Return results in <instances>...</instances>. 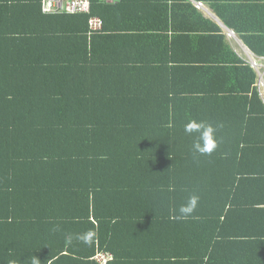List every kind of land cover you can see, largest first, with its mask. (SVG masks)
<instances>
[{
	"label": "trees",
	"instance_id": "16d2710c",
	"mask_svg": "<svg viewBox=\"0 0 264 264\" xmlns=\"http://www.w3.org/2000/svg\"><path fill=\"white\" fill-rule=\"evenodd\" d=\"M89 3L45 15L43 0H0V264H216L224 249L264 248L261 230L230 224L236 212L264 219L259 74L233 54L224 65L177 52L199 3L264 57V26L245 28L264 20V0ZM216 32L203 35L233 53ZM136 36L145 53H114ZM190 120L222 126L211 154L193 152ZM249 188L263 199L239 201ZM192 195L195 212L177 219Z\"/></svg>",
	"mask_w": 264,
	"mask_h": 264
},
{
	"label": "crops",
	"instance_id": "0c3cea01",
	"mask_svg": "<svg viewBox=\"0 0 264 264\" xmlns=\"http://www.w3.org/2000/svg\"><path fill=\"white\" fill-rule=\"evenodd\" d=\"M197 6V3H196ZM240 6V5H239ZM261 6H264L261 5ZM198 7V6H197ZM199 9V8H198ZM200 15L203 17V20H197L195 21L196 23L193 25L192 22L189 20H185V18L182 20L183 22L186 21V24H182V27L192 29V30H186L184 32L185 34H191V35H186L184 39H182L183 44L181 46H178L180 50H178V53H202L204 58L207 59H218V63H221L220 59L225 60L228 58L227 61H225V64H232V60L234 56L238 58L241 61L242 65H250L253 68L252 64V59L256 58H262L260 56L255 55L250 51V49L245 46L243 41L241 40L240 36L236 35L232 31H230L224 23L221 21V19L214 13V11L210 8L209 5H204L203 10H200ZM231 19V18H230ZM182 22V23H183ZM251 23L252 25L246 26L245 28H262L264 26V20L262 18H259L257 14H255V19L254 22H248ZM238 25V24H237ZM239 26V25H238ZM216 27H218L223 35L225 36V43L230 47L231 52L233 53H224L222 48H219L220 45L218 42L220 40L217 39L216 36H211L209 35H203V34H209V33H214L217 34V36H221V34L216 32ZM205 30L207 32H205ZM231 34H230V33ZM138 38V39H137ZM141 37H135V39L132 38H127L124 41L120 42L118 39V46L120 48H117V46L114 45L113 51L114 53H145L148 50V47L143 49V45L141 46L140 44V39ZM194 38L197 39L198 42L201 43L202 48L201 50H197L194 48V42L192 41ZM211 38H216V40H212ZM221 43V42H220ZM210 44V45H207ZM157 51H159V47L156 46L154 47ZM104 53H107V51H104ZM234 56H233V55ZM254 69V68H253ZM264 164L258 163L257 167L258 168H263ZM259 197V198H258ZM243 199L246 200H258L263 199L261 195H254V191L249 188V193L243 194L241 193V196L239 197V201H242ZM200 213L206 214V211L200 210ZM250 213H247V215H244L240 212H236L233 214L232 219L230 221V224L233 228H235L238 232H244L248 234H257L258 230H261L262 232V240L264 242V219L260 220L259 223H255L253 218H257V213H253L252 215H249ZM26 216V215H23ZM252 216V217H251ZM231 233H238L236 231L230 230ZM239 234V233H238ZM238 242H240V238H236ZM239 245V244H236ZM243 246L241 245L240 247H245V251L243 252H236L235 250L231 249H224L223 253L220 254V257L216 256L215 261L216 264H260L261 262L258 259L256 262L253 261V257L250 255V259L248 258V253L250 252V246ZM255 251L260 250V257L262 258V262L264 260V248H259V247H254L251 246ZM234 249V248H232ZM235 253L237 256H235ZM229 258V259H228Z\"/></svg>",
	"mask_w": 264,
	"mask_h": 264
},
{
	"label": "clouds",
	"instance_id": "9594fccd",
	"mask_svg": "<svg viewBox=\"0 0 264 264\" xmlns=\"http://www.w3.org/2000/svg\"><path fill=\"white\" fill-rule=\"evenodd\" d=\"M219 127L222 126L217 125L213 127L204 121L197 122L195 120H190L184 125V132L190 136H194L192 150L195 154H211L218 147L216 132ZM198 202V196H190L187 202L180 206L179 215L176 218L183 219L191 216L195 212ZM7 264H17V262L14 259H9ZM32 264H40V261L34 257Z\"/></svg>",
	"mask_w": 264,
	"mask_h": 264
},
{
	"label": "built area",
	"instance_id": "2783aa9c",
	"mask_svg": "<svg viewBox=\"0 0 264 264\" xmlns=\"http://www.w3.org/2000/svg\"><path fill=\"white\" fill-rule=\"evenodd\" d=\"M89 0H43V13L45 15H77L86 14L89 11ZM199 9H203V4H197ZM104 22L102 20H92L89 22V27L93 29L92 33H88L89 36H93L95 32H100L104 29ZM253 68L259 74V82L264 78V57L256 58L252 60ZM260 76L262 78H260ZM259 84V88L261 86ZM96 260L101 264H109L112 260L111 255L100 254L97 256Z\"/></svg>",
	"mask_w": 264,
	"mask_h": 264
},
{
	"label": "rangeland",
	"instance_id": "374dc122",
	"mask_svg": "<svg viewBox=\"0 0 264 264\" xmlns=\"http://www.w3.org/2000/svg\"><path fill=\"white\" fill-rule=\"evenodd\" d=\"M252 60H253V59H252ZM260 78H262V77L260 76ZM261 83H262L261 86H264V78L261 79L260 82H258V85L261 84ZM260 92H261V94H262V96H263V98H264V88L260 87Z\"/></svg>",
	"mask_w": 264,
	"mask_h": 264
},
{
	"label": "water",
	"instance_id": "95a60500",
	"mask_svg": "<svg viewBox=\"0 0 264 264\" xmlns=\"http://www.w3.org/2000/svg\"><path fill=\"white\" fill-rule=\"evenodd\" d=\"M230 33V32H229ZM231 34V33H230Z\"/></svg>",
	"mask_w": 264,
	"mask_h": 264
}]
</instances>
